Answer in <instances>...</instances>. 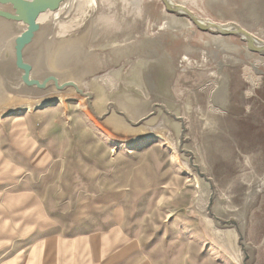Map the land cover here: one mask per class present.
Masks as SVG:
<instances>
[{"label": "rangeland", "instance_id": "1", "mask_svg": "<svg viewBox=\"0 0 264 264\" xmlns=\"http://www.w3.org/2000/svg\"><path fill=\"white\" fill-rule=\"evenodd\" d=\"M179 1L264 40V0ZM120 5L102 8L94 47L68 68L87 80L122 66L147 93L120 80L102 114L75 90L0 114V264H264V54L159 0ZM222 75L224 107L211 101ZM111 109L167 131L115 128Z\"/></svg>", "mask_w": 264, "mask_h": 264}, {"label": "bare ground", "instance_id": "2", "mask_svg": "<svg viewBox=\"0 0 264 264\" xmlns=\"http://www.w3.org/2000/svg\"><path fill=\"white\" fill-rule=\"evenodd\" d=\"M119 1L121 10L129 5L128 12L137 8L141 2ZM119 1L0 0V114L52 104L56 98L62 99L63 94L69 95L75 88L97 90L98 94L94 96L92 105L101 113L109 101L107 92L117 89L120 80L147 93L140 82L122 78V66L110 68L87 80L80 79L82 72L77 71L76 67L68 68L94 47L92 39L98 34L99 27L105 25V20L101 17L102 8H115ZM171 1L185 5L179 0ZM161 27L175 29V22L170 17L165 18ZM30 33L33 35L30 36ZM28 40L30 41L25 44ZM116 43L114 38L101 44L99 48L115 46ZM73 81L76 82L75 88L72 86ZM121 108L126 110L125 105ZM104 119L115 128L125 127L129 131L147 133V137L152 136L150 133L154 129L160 133L167 131L164 124L152 126L154 118L151 117L135 126L125 123L112 109ZM177 126L180 129V124Z\"/></svg>", "mask_w": 264, "mask_h": 264}, {"label": "water", "instance_id": "3", "mask_svg": "<svg viewBox=\"0 0 264 264\" xmlns=\"http://www.w3.org/2000/svg\"><path fill=\"white\" fill-rule=\"evenodd\" d=\"M159 2L161 3L163 11L165 13L185 18L187 21L190 22L191 25H193V27L197 31L201 33L209 32V33L218 34L220 36L234 35V36H237L244 43L245 48L249 50L250 52H254L257 54H264V40L255 36L251 32L247 31L244 27H242L241 25L237 23L219 22V21L208 19L194 12L192 9H190L186 5L174 3L171 0H159ZM33 31L32 33H34ZM32 33H30L29 35L31 36ZM29 41L30 40L25 41V44H27ZM72 83H73L72 86L75 88L74 83L76 82L73 81ZM75 91H78L80 94L85 95L86 97L90 98V100L94 99V95L86 93L83 90V88H78V89L75 88ZM228 95H229L228 79L226 75H222L218 84L215 86V88L211 92V101L216 106L224 107V105L227 103ZM155 104L157 106H160V108L165 113H167L170 117L174 119L178 118L181 124L180 127L183 129L184 122L180 115H176L173 111L165 109V106L161 103H155ZM115 110L120 111L118 109H115ZM121 113L122 115H125V112L121 111ZM150 114L151 115L156 114V106H152ZM142 121L143 119L140 120V122ZM140 122L137 121L136 123L140 124Z\"/></svg>", "mask_w": 264, "mask_h": 264}]
</instances>
